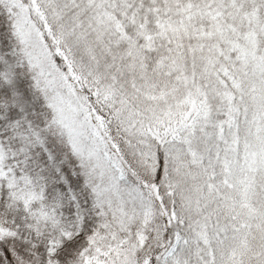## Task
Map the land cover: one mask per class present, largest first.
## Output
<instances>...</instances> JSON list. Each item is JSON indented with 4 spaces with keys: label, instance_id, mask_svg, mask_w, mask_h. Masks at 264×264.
<instances>
[{
    "label": "snow or ice",
    "instance_id": "1",
    "mask_svg": "<svg viewBox=\"0 0 264 264\" xmlns=\"http://www.w3.org/2000/svg\"><path fill=\"white\" fill-rule=\"evenodd\" d=\"M0 264H264V0H0Z\"/></svg>",
    "mask_w": 264,
    "mask_h": 264
}]
</instances>
